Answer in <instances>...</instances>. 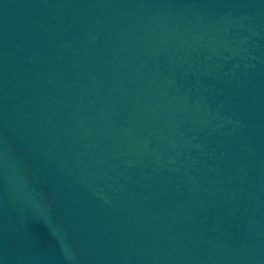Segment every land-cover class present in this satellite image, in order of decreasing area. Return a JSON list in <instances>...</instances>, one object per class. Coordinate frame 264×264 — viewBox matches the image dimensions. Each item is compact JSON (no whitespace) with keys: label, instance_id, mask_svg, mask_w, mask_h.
Segmentation results:
<instances>
[{"label":"water","instance_id":"water-1","mask_svg":"<svg viewBox=\"0 0 264 264\" xmlns=\"http://www.w3.org/2000/svg\"><path fill=\"white\" fill-rule=\"evenodd\" d=\"M0 264H264V0H0Z\"/></svg>","mask_w":264,"mask_h":264}]
</instances>
